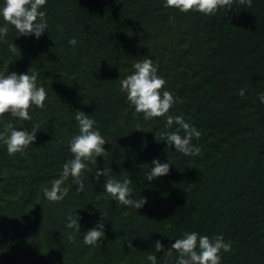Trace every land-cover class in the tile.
Masks as SVG:
<instances>
[{
	"label": "trees",
	"instance_id": "obj_1",
	"mask_svg": "<svg viewBox=\"0 0 264 264\" xmlns=\"http://www.w3.org/2000/svg\"><path fill=\"white\" fill-rule=\"evenodd\" d=\"M40 10L48 28L39 38L7 25L0 40V73L35 72L47 93L43 109H29L30 121L0 117V131L8 122L37 131L23 154L10 155L0 142V264H150L149 252L157 264H175V250L164 251L185 232L231 241L221 264H264V0L251 7L237 0L211 16L181 13L165 0H46ZM145 58L176 97L170 114L201 132L192 143L202 155L169 148L161 133L176 126L168 129L165 117L145 120L120 91ZM76 111L95 120L107 154L87 162L82 192L69 179L68 195L51 202L44 189L73 158ZM154 159L170 161V170L149 181ZM104 167L131 181V198L147 199L142 208L104 191V177H95ZM72 213L81 219L70 242ZM100 222V246L85 245L84 234ZM156 241L164 251L155 252Z\"/></svg>",
	"mask_w": 264,
	"mask_h": 264
},
{
	"label": "clouds",
	"instance_id": "obj_2",
	"mask_svg": "<svg viewBox=\"0 0 264 264\" xmlns=\"http://www.w3.org/2000/svg\"><path fill=\"white\" fill-rule=\"evenodd\" d=\"M237 0H165V7L176 9L181 13L196 11L204 15H215L220 9L224 11L232 9ZM240 5L252 6V0H238ZM46 0H4L3 7L0 8V17L6 22L0 27V40H3L9 31L7 25L14 26L20 35H33L39 38L48 28L45 11L40 9L45 6ZM174 17H169V22H173ZM72 46L77 44L76 38L68 41ZM18 50L15 44L9 45V51L16 53ZM134 71L126 78L120 80V91L126 93L127 101L134 106L136 113L143 114L145 120L165 117L166 127L171 129L175 125V130L161 133V140L166 141L169 148L182 153L184 156H200L202 150L192 143L193 138L199 139L201 132L194 126L185 122L183 116L170 114V109L176 103V97L169 91L164 90L166 81L157 74L158 66L151 59L145 58L133 65ZM38 74H3L0 73V117L10 113L13 117H18L22 121H30L29 109L34 105L43 109L47 93L44 87L37 86ZM246 89L241 88L239 95L243 97ZM258 99L264 103V93ZM75 119L79 125V134L70 141V152L72 159L67 160L62 165V172L59 178L51 182V187L44 189V196L51 202L62 201L69 193L67 182L77 185V192L84 190V172L87 162L96 163V157L104 156L107 151L104 145L106 139L95 127V120L85 115L81 111H76ZM37 131L17 130L11 122L3 125L0 131V142L7 146L10 155L23 154L25 150L34 143ZM153 167L147 180L165 176L170 170V161L160 163L158 159L152 161ZM103 176L104 191L112 198L124 206L140 209L147 202L146 198H131L132 189L129 187L131 181L127 178L123 182L117 180L112 175L111 168L104 167L95 173L97 180ZM102 215V214H101ZM81 217L74 216L73 213L67 217L68 229L75 230L68 235V240L73 242L76 235L80 233L79 220ZM102 219L104 215H102ZM104 239L103 222L83 236L85 245L100 246V241ZM173 250L177 253L175 264H221V251L231 252L232 242H225L223 236L215 238L202 236L197 232H185L182 238L176 239L171 247L164 251V246L160 241L155 242V252L164 251L165 257H172ZM150 264H157L155 253L149 252L147 255Z\"/></svg>",
	"mask_w": 264,
	"mask_h": 264
}]
</instances>
